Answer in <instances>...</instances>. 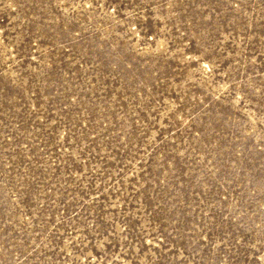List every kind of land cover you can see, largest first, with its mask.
Masks as SVG:
<instances>
[{
    "label": "rangeland",
    "instance_id": "374dc122",
    "mask_svg": "<svg viewBox=\"0 0 264 264\" xmlns=\"http://www.w3.org/2000/svg\"><path fill=\"white\" fill-rule=\"evenodd\" d=\"M0 264H264V0H0Z\"/></svg>",
    "mask_w": 264,
    "mask_h": 264
}]
</instances>
